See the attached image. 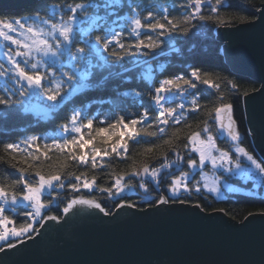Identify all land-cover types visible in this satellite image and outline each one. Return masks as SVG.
<instances>
[{"label": "snow or ice", "instance_id": "1", "mask_svg": "<svg viewBox=\"0 0 264 264\" xmlns=\"http://www.w3.org/2000/svg\"><path fill=\"white\" fill-rule=\"evenodd\" d=\"M179 7L184 11L176 16L171 14L168 7H142L140 0H102L98 4L91 0L87 3L63 4L58 0H44L43 4L27 15L0 19V41L3 42L0 56L5 60L0 62V78L4 80V87L0 89V106L6 109L23 106L25 111L36 108L51 116L62 102L71 103L70 98L87 87L91 69L95 67L88 60L90 53L103 51L107 54L102 58L100 67L109 64L110 57L113 65H120L124 72H129L132 68L123 67L126 60L133 67L138 66V57H148L162 50L164 38L171 41L174 36L187 37L193 30H199L209 23L217 27H232L249 24L257 19L264 22V3L256 9L259 16L251 17L243 14V10L227 18L221 15L222 11L227 13L234 7L239 9V5H234L232 0H187ZM90 9H102L104 15H93ZM113 25L120 30H116ZM94 30L103 34L93 37ZM80 36L84 38L78 39ZM64 58H67L68 63L63 62ZM221 79L230 86V91H239L233 80L219 76L214 79L212 73L203 72L200 68L194 67L187 74H176L159 81H155L150 68L146 69L141 83L148 89V107L142 104V111L132 118L121 115L110 124L106 119L101 120L100 123L106 126L96 129L98 135L113 129L119 130L114 133L119 139L110 147L101 149L92 146L89 151L84 150L86 146L94 144V138L85 139L84 130L93 129L96 117H87L83 105L71 109L55 137L44 139L33 134L19 142L4 143L3 151L8 158L0 157V163L11 168L16 178L0 184V252L17 247L26 239L32 240L33 234L39 236L48 221L59 223L78 206L97 209L104 216L113 214L95 196L84 195H73L68 199L59 209L60 215L52 213L54 207L63 203L58 190L66 187L75 194L81 193L82 189L89 193L99 191L105 193L108 199L119 198L121 202L116 204L117 209H135L137 203L125 200L123 196L126 190L133 187L131 181L141 177L139 187L148 192V183L143 179L148 177L159 189L161 173L175 168L179 175L170 174L171 179L166 186L168 195L147 201L149 207L159 209L170 203L192 204L203 212L204 207L199 202L193 203L190 198L196 194L198 199L202 190L217 197L222 194V188L235 191L226 183L229 177L264 184V159L257 158L242 144L235 107L221 90L218 82ZM201 85L218 93L217 103L207 112L208 119L203 121V127L186 136L183 148L188 152L187 158L179 150L178 141L181 138L177 128L167 139H163L162 145H152L145 150L146 153H152L156 148L167 146L166 151L155 157L158 166L147 161L139 164L133 161L130 171L114 174L108 187L98 185L96 176L89 179L85 173L77 175L68 171L70 164L67 162H60L47 173L42 171L39 163L41 157L50 159L49 152L53 151L66 154L68 161L78 167L90 166L92 169L103 168L105 159L113 154L121 159L127 157L129 142L149 143L146 137L162 138L167 135V127L186 123V110L200 111V95L195 90ZM251 91L264 95V77L261 78L260 87ZM131 94L135 97L144 95L139 90ZM243 95L247 97L249 92L245 91ZM186 96L192 97L187 107L183 102L175 103L177 97ZM153 108L154 114L150 111ZM153 124L156 130L150 131ZM221 137L230 142V147L218 145L217 141ZM42 139L44 142L41 147ZM108 139L110 137H104L105 142ZM18 155L22 159L13 162L17 161ZM21 163L26 166H18ZM185 164L191 171L181 170ZM209 166L210 171H205ZM196 171L200 179L193 181L192 176ZM65 180H68L67 184ZM19 207L24 209L19 213L23 221L17 227L16 217L11 214L16 213ZM140 211L145 209L140 208ZM213 211L224 212V209ZM257 215L264 219V209L256 213L248 212L239 221L240 226L245 227L249 219ZM231 219L235 220L236 215L233 214Z\"/></svg>", "mask_w": 264, "mask_h": 264}, {"label": "trees", "instance_id": "2", "mask_svg": "<svg viewBox=\"0 0 264 264\" xmlns=\"http://www.w3.org/2000/svg\"><path fill=\"white\" fill-rule=\"evenodd\" d=\"M53 2H56V0ZM58 2L62 4L76 2L87 3L89 0H58ZM91 2L97 4L102 3L101 0H91ZM186 2L187 0H148L147 3L143 2L141 4L145 8L168 7L172 15L179 16L184 11V9L179 7V5ZM232 2L234 5H239V9L234 7L233 9L227 10V13L222 11L221 15H225L226 18L236 14L240 10H243V14H247L250 17L252 15L257 16L258 11H256V9L259 8L262 3H264V0H232ZM43 3L44 0H40L38 3L32 6L24 8L22 12L2 10L0 11V19L16 18L27 15ZM204 11L206 14L207 9L205 8ZM99 12L101 14L104 13L102 9H99ZM194 23L197 22L194 21ZM236 26L238 25H234L232 27ZM113 27H115L116 30H120L118 26ZM220 27L209 23L199 28V30H193V32L187 37L174 36L171 41H169L167 38H164L165 44L162 50H157L156 54L144 57L143 59L148 61H154V59H156L160 61V64L162 62L161 60H163L165 72L159 73V75H162V78L182 73L187 74L192 70V68L195 67L200 68L203 72L212 73L214 79L215 77L219 76L221 78L227 77L229 80H233L239 88V91L235 93L230 91V86L227 85L222 79L218 82H220L221 90L224 92L227 100L234 104L235 118L241 131L242 144L247 147L250 152L254 153L257 158H259L252 146V141L247 134V123L243 103V99L245 97L243 93L248 91L249 94H251L253 93L251 90L253 88H259V85L249 81L246 78L237 77L232 74L229 66L224 60V56L222 55V44H220L216 38L215 31ZM94 55L96 56V53H94ZM96 58L99 59L97 56ZM110 60L111 58L109 59V64L104 65L103 67H100L102 64L101 61L100 63L91 64L95 67L91 69L90 79L87 82V88L71 97V103L66 104L62 102L56 110V114L54 115L55 117H48V120H44V117L36 118L35 114L25 111L22 106H13L12 108L7 109L3 106H0V157H4L5 159L8 158L7 154L3 151L4 143L19 142L25 137L33 134L39 135L44 139L57 136L59 134V126L66 121L71 109L74 106L80 107V105H84L85 103L90 110H88L89 112H86L87 117H96V123L93 129L90 130V134L85 137L86 140L94 138V144L86 146L84 150L89 151L92 146L103 149L104 147L109 146L119 139V137L114 134L119 131L118 129H113L107 133H101L98 135L96 129L106 126L102 125L100 121L106 119L110 124L114 119L121 115L125 116L126 118H132L142 111V104L144 107H148L150 102L147 96L148 89L144 88L142 83H139V85L134 83L136 78L141 81V78H139V72L141 68L135 66L137 67V71L133 70V75L128 76L133 78L132 82L121 83L120 77H123L126 72H122L123 69L120 71V65L114 67ZM129 66L133 68L130 62L126 60L123 63V67ZM119 72H121V76L117 75ZM134 88H138V90L144 93V95L142 97H135L132 95L131 93L133 91L131 89ZM195 91H197L200 95V111L188 112L186 110V123H182L179 126L172 125L167 127V135L163 136L162 138L159 136L146 137L145 140L149 141V143L144 141H141L140 143L129 142L127 157L123 159L106 158L103 162V168L98 167L96 169H92L90 166L78 167L76 164L68 161L66 154L53 151L49 152L50 159L41 157L39 163L42 171L47 173L60 162H67L70 164V167L67 169L68 171L74 172L77 175L85 173L89 179H91L92 176H96L98 185L108 187L111 185L114 179V174L130 171V166L132 165L133 161H136L137 164L142 161H147L153 166H158V161L155 160V157L159 156L161 152L166 151L167 146L156 148L152 153H146L145 150L152 145H162L163 139H167L168 136L171 135V133L177 128L180 130L179 136L181 138L180 141H178L180 143L179 149H182L183 143L186 142V136L190 132L200 130L203 127V121L208 119L207 112L217 103L218 93H216L215 90L206 89L201 85ZM126 92L129 94L125 95ZM190 98L192 99L191 96ZM184 100L176 99L175 102ZM105 103L110 104L105 105ZM115 107L117 111L113 110ZM102 109L107 110L102 114L97 112L101 111ZM150 111H152L153 114L155 113L154 108L150 109ZM209 123L211 124V121H209ZM186 125H191V127ZM149 130L155 131V124H153L152 128ZM213 131L215 134L214 128ZM105 136L110 137L107 142L104 140ZM43 142L44 140L42 139L40 142L41 147L43 146ZM217 143L222 148L230 147V144H227L224 140L218 139ZM77 151H79V149H77ZM186 154H188V152ZM21 159L22 157L18 155L17 161L13 162H18ZM18 166L25 167L26 165L21 163ZM181 170L189 171L186 164ZM15 178L16 174L13 172V170L7 165L0 163V184L8 183L11 179ZM140 179L141 177L134 178L131 181L133 187L123 193L125 200L137 203L138 207L136 209L140 210V208H150L147 201H153L154 198L152 196L156 195L160 189L164 188L165 190H163L165 193H168L166 186L170 181H164L160 179L161 186L159 189H157L154 182L151 180H145L148 183L149 191L144 192V190L139 187ZM67 183L68 180H65V184ZM58 191L60 192V198L63 203H60L58 207H54L52 209V213L57 215H60L59 209L62 208L64 203H66L68 199L72 198L73 195L95 196L99 202H101L102 206H104L105 209L109 210L111 213H114L117 210L116 204L121 202L119 198L108 199L105 193H101L99 191H93L89 193L87 190L82 189L81 193L75 194L72 193L67 187ZM190 199L193 203L199 202L204 207V211L206 212L213 211V209L222 208L224 209V212L228 213V216L230 217L235 214L236 220L238 221H241L248 212L256 213L259 212L260 209H264V198L262 197L256 198L238 195L235 197H230L226 201L219 202L211 194L202 190L198 199L196 194H194ZM187 205L192 206V204ZM23 210V207H19L17 208L16 213L11 214L16 217L17 227H19L20 222L23 221V216L19 215V213H22ZM33 236H35V234H33Z\"/></svg>", "mask_w": 264, "mask_h": 264}, {"label": "water", "instance_id": "3", "mask_svg": "<svg viewBox=\"0 0 264 264\" xmlns=\"http://www.w3.org/2000/svg\"><path fill=\"white\" fill-rule=\"evenodd\" d=\"M40 0H0V11L22 12ZM259 16V12L257 13ZM226 64L259 85L264 77V22L220 27ZM253 143L264 158V95L244 97ZM0 252V264H264V219L245 227L224 212L170 204L145 211L123 208L104 216L78 206L55 228Z\"/></svg>", "mask_w": 264, "mask_h": 264}, {"label": "bare ground", "instance_id": "4", "mask_svg": "<svg viewBox=\"0 0 264 264\" xmlns=\"http://www.w3.org/2000/svg\"><path fill=\"white\" fill-rule=\"evenodd\" d=\"M53 1H55V0H53ZM39 2V1H38ZM38 2H36V3H38ZM63 2V1H62ZM140 2L141 3H143V2H145V3H147L148 2V0H140ZM35 3V4H36ZM32 6V5H31ZM143 7V6H142ZM13 12H17V10H14ZM99 15H101V16H103L104 15V13L103 14H99ZM102 23V26H104L103 25V22H101ZM124 23H125V25L127 24V21L125 20L124 21ZM113 26H116V25H113ZM106 27V26H105ZM224 27V26H223ZM237 27V26H236ZM219 28H217V30H218ZM215 31V33H216V35L217 36H221L222 35V33L221 32H219V31ZM98 34H103V32H99ZM97 35V34H96ZM95 36V35H94ZM80 39V38H79ZM218 40V39H217ZM218 42L220 43V44H222V55L224 56V54H223V45H225L226 43H222L221 41H219L218 40ZM88 60H89V62H90V64H94V63H100V60L99 59H97L96 58V56L94 55V53H90V55H89V57H88ZM162 62H161V64H159L158 66H159V68H160V71L159 72H155V71H152V74H153V77H154V79H155V81H159L160 79H162V75L160 74L159 75V73L161 72V73H163V72H165V65H164V61L163 60H161ZM110 62H111V60H110ZM112 64V63H111ZM116 66H118V65H114V67H116ZM124 68H131V66H129V67H124ZM119 69H120V71H121V66H119ZM67 70V69H66ZM133 70H135V71H137V67H133L132 68V71H129V72H124V71H122V72H124L125 73V75L123 76V77H120V79H121V83H130V82H132L133 81V78H131V77H128V76H130V75H133ZM146 69L144 68V69H141L140 70V72H139V78H141L142 77V75H143V73H144V71H145ZM139 71V70H138ZM230 71H231V69H230ZM232 72V71H231ZM232 74L234 75V76H236L233 72H232ZM117 75H119V76H121V72H119ZM237 77H240V76H237ZM136 81H134V83H136V85H139V83H141V81L138 79V78H136L135 79ZM143 84V83H142ZM144 85V84H143ZM144 88H146L145 87V85L143 86ZM132 91H134V90H138V88H134V89H131ZM140 91V90H139ZM254 93V92H253ZM190 96H186L185 97V100L184 101H176L175 103H185L186 104V106H187V104H188V101H190ZM243 103H244V99H243ZM106 104H110V103H105V105ZM245 105V104H244ZM81 106V105H80ZM112 106V105H111ZM83 107H84V109H85V112H89L90 110H89V107L87 106V104L85 103L84 105H83ZM89 110V111H88ZM107 109H102L101 111H97L98 113H105V111H106ZM113 110L114 111H117V109H116V107L115 108H113ZM120 110V109H119ZM119 110H118V112H119ZM244 111H245V118H246V123H247V134H248V136H249V138H250V140L252 141V146H253V148H254V150H255V152H256V154L259 156V158H261V159H264L261 155H260V153L258 152V150L256 149V147H255V145H254V143H253V139H252V136H251V134H250V131H249V126H248V122H247V116H246V109H245V106H244ZM108 112V111H107ZM56 114V113H55ZM55 114H53V115H51L50 117H55L54 115ZM238 123V122H237ZM240 130V129H239ZM241 132V131H240ZM88 134H90V130H88V129H85L84 130V137H86ZM220 140H224L227 144H230V142L228 141V140H226L225 138H223V137H221L220 138ZM111 146V144L108 146V147H110ZM180 150V152H181V154H183L184 156H185V158H187V156H188V154H186L187 153V151L184 149V148H182V149H179ZM194 155V154H193ZM109 158H119V157H116L114 154H113V156H111V157H109ZM189 171H191V170H189ZM170 174H175V175H179V173H178V171L175 169V168H173V169H168V170H164L162 173H161V180H164V181H166V180H168V181H170V179H171V175ZM144 178H146L145 180H151L150 178H148V177H144ZM200 179V176H199V172L198 171H196L195 172V174L192 176V180L193 181H195V180H199ZM227 181L228 182H230L234 187H238V188H243V190H247V192H244V191H242V192H229V193H227L223 198H221V199H219V198H216L214 195H212L214 198H216L217 199V201H226V200H228V198H230V197H235V196H238V195H240V196H245V197H256V198H259V197H261L262 196V198H264L263 197V195H264V191H262L261 193H258V194H256V195H252V194H250V192L248 191L249 189H252L253 188V186H252V182H248V183H246L242 178H240V177H229L228 179H227ZM164 189V188H163ZM163 189H160V191L156 194V195H153L152 197L154 198V200L155 199H158V197L160 196V195H168V193H165V189L163 190ZM210 194V193H209ZM171 204V203H170ZM169 204V205H170ZM205 213H212V212H215V211H210V212H206V211H204ZM225 213V212H224ZM228 216V215H227ZM228 217H230V216H228ZM235 221L236 222H238L239 223V221L238 220H236L235 219ZM62 223V222H61ZM59 226H60V224L59 225H56L55 226V228H59Z\"/></svg>", "mask_w": 264, "mask_h": 264}, {"label": "rangeland", "instance_id": "5", "mask_svg": "<svg viewBox=\"0 0 264 264\" xmlns=\"http://www.w3.org/2000/svg\"><path fill=\"white\" fill-rule=\"evenodd\" d=\"M102 1V0H101ZM34 5V4H33ZM90 12L93 14V15H96L97 13L98 14H100V12H99V9H90ZM98 32H100L99 30H94L93 32H92V35H93V37H94V35H96ZM218 36L216 35V38H217ZM78 38H80V40H82L84 37L83 36H80V37H78ZM3 44V42L2 41H0V45H2ZM172 45H174V44H172ZM96 56L99 58V60L101 61V63H103V60H102V58L103 57H106L107 56V54L106 53H104L103 51H101V52H99V53H96ZM144 57H138L137 59H139V61H140V64L138 65V67H140L141 69H151L152 71H155V72H159L160 71V68H159V64H160V61L159 60H156V59H154V61H148V60H145V59H143ZM108 59H110V57L108 58ZM145 61H147V63H145ZM0 62H5V60H4V57H2V56H0ZM63 62L64 63H68V61H67V58H64V60H63ZM159 70V71H158ZM88 82V81H87ZM87 85H88V83H87ZM4 87V80L2 79V78H0V88H3ZM87 87H85V88H83L81 91H83L84 89H86ZM80 93V92H79ZM176 99H180V100H184L185 99V97H177ZM33 104H35V101H33ZM22 108H23V106H22ZM24 109V108H23ZM28 112H31V113H33V114H35V116H36V118H41V117H44V120H48L47 118L48 117H50L49 115H46V114H44L43 112H41L39 109H36V108H32V109H30ZM205 171H210V166H209V168H206L205 169ZM219 174V173H218ZM246 183H248V182H252V186H253V188L252 189H249L248 191L250 192V194H252V195H256V194H258V193H261L262 191H264V184H261V183H259V182H255V181H250V180H248V181H246V180H244ZM226 183L228 184V185H230L233 189H236L235 191H228L226 188H222V194L219 196V197H217V195L216 194H212V195H214L216 198H219V199H221V198H223L227 193H229V192H242V191H244V192H247V190H243V188H238V187H234L230 182H228V181H226ZM127 191V190H126ZM125 191V192H126ZM205 192H207L206 190H204ZM124 192V193H125ZM208 193V192H207ZM211 194V193H210ZM262 197V196H261ZM263 197H264V195H263ZM62 222V221H61ZM61 222H59V223H57L56 225H59ZM27 240V239H26Z\"/></svg>", "mask_w": 264, "mask_h": 264}]
</instances>
